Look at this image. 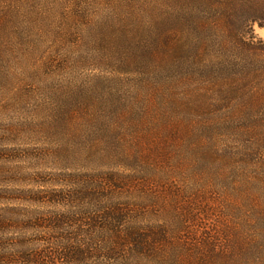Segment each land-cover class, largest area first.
Returning <instances> with one entry per match:
<instances>
[{"label":"rangeland","instance_id":"obj_1","mask_svg":"<svg viewBox=\"0 0 264 264\" xmlns=\"http://www.w3.org/2000/svg\"><path fill=\"white\" fill-rule=\"evenodd\" d=\"M254 8L253 0H0L5 264L64 247L89 262L137 259L136 250H114L111 226L93 216L121 202L130 224L177 227L172 193L194 208L180 228L192 238L183 247L191 261L205 254L213 264L224 253L221 264H264V154L246 156L252 135L236 129L258 118L244 108L231 125L213 70L227 47L219 16L232 35L264 40ZM114 180L124 183L116 192H93ZM150 255L139 264H166Z\"/></svg>","mask_w":264,"mask_h":264},{"label":"trees","instance_id":"obj_2","mask_svg":"<svg viewBox=\"0 0 264 264\" xmlns=\"http://www.w3.org/2000/svg\"><path fill=\"white\" fill-rule=\"evenodd\" d=\"M253 4H255L254 9L257 11V19H264V14H260L261 10L264 11V0H253ZM221 17L222 16H219L220 22L222 23L221 25H224L226 28L222 34V38H224L227 47L221 51L223 53L221 56L218 55L221 57L219 58V65L217 64L213 70L217 71L219 75L217 78L221 80L223 94L228 98L229 104H226V109L229 111V115L231 114L229 121L232 126H235L232 124V119L239 117L237 112L242 113L244 108L245 111L251 110L256 112L255 117L258 119L252 121V123L249 120V124H247L248 127L237 126L236 129L237 131L239 129L241 130L240 137L247 136L248 134L252 135L249 138L250 143L247 145L248 152H246L245 155L251 156V158H255L256 156L259 157L264 154V40H256L252 36V33L251 36L244 37L241 31L237 33L234 32L232 35L228 27L230 19L228 17H222L223 19L221 20ZM224 45L225 44H223V46ZM204 46L205 45L200 44L196 47L197 58H199L200 53L204 51ZM239 88L241 91L246 89V95L234 97L231 91L241 94ZM253 123L254 126L252 127ZM118 182L122 183L120 180H114V182L108 183L104 182L107 185L99 184L93 188V192L103 193L104 191H111L114 193L117 191L115 188L118 187ZM114 183H116V185ZM123 184L124 183H122V185ZM159 184H161V181H159ZM165 191L170 193L169 189H165ZM177 196L178 197H176L174 193L169 196V206L174 210L180 209L179 218L176 220L177 223H179L177 227L159 224L160 226L158 229H160V231H157V224L146 225L145 227H142L140 224H130L125 220L127 213H130L129 208L123 207L121 202H111L110 205L107 207L105 206L101 210V215L93 216L95 221L105 220L108 226H111V238H113L114 241V250L121 249L120 251H126V249H130V252L135 250L137 252V259H131L125 255L117 258L108 257L110 258L108 259L109 264H114L113 261H120L119 264H139L146 253L149 255L151 254L150 256L152 257L156 255L158 259L164 260L166 264L167 261L171 264H192L193 261L190 259L191 254H189L188 244L183 248L185 243L190 242L192 238H187L186 235L188 232L186 229L181 230L180 228L187 225L188 217L194 212V208L190 205L191 201H188V204L184 202V200L181 202L182 199L180 195L177 194ZM171 232H174V236L181 235V237L173 238ZM157 234L161 237L157 238ZM141 235H147V239L142 238ZM138 238L142 239L138 240ZM208 242L215 245L214 243L216 240L212 238L208 240L207 243ZM129 246H131V248ZM133 246L134 249H132ZM63 249L66 251L65 253L60 248L58 251H55L56 253L49 252V255L46 256L42 255L43 252L47 253L46 251L39 250L33 253L27 252L28 254H21L22 256L19 257L22 258L24 264H56L57 261L60 262L59 264H104L103 258H92L89 262L87 257L83 255L73 257L70 252L67 251L68 248L64 247ZM138 256L142 257V259L138 258ZM10 257L11 254L6 257L3 256L0 261L5 264L4 261L9 260ZM224 257V253H219L213 258L209 257V260L212 261L213 264H221L222 258ZM76 259H78V261ZM195 259L199 261L193 262V264H204V262L208 260L205 258V254ZM203 260L205 261L202 262Z\"/></svg>","mask_w":264,"mask_h":264}]
</instances>
